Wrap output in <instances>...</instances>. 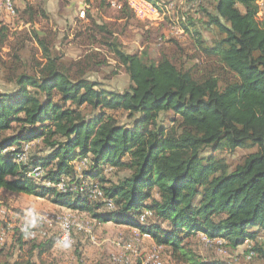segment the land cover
<instances>
[{
    "label": "trees",
    "instance_id": "trees-1",
    "mask_svg": "<svg viewBox=\"0 0 264 264\" xmlns=\"http://www.w3.org/2000/svg\"><path fill=\"white\" fill-rule=\"evenodd\" d=\"M93 1L111 6L110 0ZM209 1L207 22L220 37L207 43L195 31L196 50L215 58L201 66L129 53L106 31L103 46L130 76L122 93L99 88L81 63L76 71L62 64L39 38L45 61L35 72L10 78L13 89L0 90V189L137 228L185 264H228L194 249L190 239L199 234L234 247L254 240L251 253H264L258 243L264 235V21L258 18L264 0ZM29 6L30 0L22 9L14 5L15 13L27 9L33 21L37 9ZM120 11L132 12L125 1ZM191 18L182 25L186 31ZM8 31L0 28V49ZM119 110L131 124L118 121L112 112ZM169 113L170 126L163 123ZM41 142L42 155L25 149ZM206 147L214 152L205 155ZM238 148L255 150L234 166L216 154ZM110 166L130 174L113 181L106 175ZM35 167L45 171L41 181L29 175ZM60 182L64 188L57 187ZM91 182L101 195L80 192ZM30 230H16L20 250ZM30 240L28 253L14 259L1 247L0 264H49L43 255L60 234Z\"/></svg>",
    "mask_w": 264,
    "mask_h": 264
},
{
    "label": "rangeland",
    "instance_id": "rangeland-1",
    "mask_svg": "<svg viewBox=\"0 0 264 264\" xmlns=\"http://www.w3.org/2000/svg\"><path fill=\"white\" fill-rule=\"evenodd\" d=\"M28 1L0 0V28L6 26L9 29L8 39L0 49L1 91L15 87V81L10 80L15 74L22 71L35 72L45 61L39 38L45 40L62 64L71 65L72 70L76 71L78 63H81L87 70V77L98 82L99 88L120 93L130 87L131 80L125 67L103 46L102 39L107 35L106 31H111L110 36L118 38L127 52L143 55L146 59L159 61L167 55L178 65L187 68L215 60L195 47V31L202 33L207 43L212 38L220 37L218 30L207 22L204 9L212 7L209 0H139L150 9L145 10L144 5L128 2L126 4L132 12L127 13L120 11L121 2L125 0H116L117 4H112L110 0L111 6L107 2L93 0L89 5L86 0H30V6L37 9L33 21L28 20L27 9L22 12L17 10L15 13L14 5L16 9H22ZM9 2L13 7L11 11ZM42 10L45 11V16L42 15ZM189 18L192 19L189 22L191 27L186 31L182 25L188 24ZM258 18L261 22L264 21V4ZM100 25H104L105 31L100 29ZM86 112H90L89 108ZM112 113L120 123L131 124L132 119L127 116L126 111ZM171 115H163V123L168 122V126L171 125ZM44 148L42 142L32 149L30 144L25 146L30 153L34 150V154L40 155ZM254 150L255 148H238L233 152L224 150L216 154L225 157L234 166ZM213 152L210 147L204 149L205 155ZM21 159L25 161L26 156ZM21 159L17 160L20 162ZM38 168H33L29 175L41 181L45 171ZM128 174V169L111 166L106 171V175L113 181ZM45 184L51 185V182L46 181ZM97 186L98 183L91 182L84 186L87 188H81L80 192L87 189L101 195ZM57 187L64 188V183L60 182ZM110 205L114 206V203L109 201L108 206L113 207ZM65 218L66 222L73 223L69 239L65 243L60 240L64 243L63 246L46 253L44 260L49 264H185L172 257L170 248L158 246L151 236L142 234L137 228H127L112 221L99 222L85 211L61 209L47 198L5 189H0V248L5 247L7 253L13 252L14 259L28 253L31 237L42 239L45 235L60 234L61 239ZM27 227L31 229V233L24 238L25 245L20 250L15 239ZM190 241L194 249L211 261L264 264V253H251L254 240H246L237 247L224 238L203 240L196 236L191 237ZM258 241L264 248L263 233H260Z\"/></svg>",
    "mask_w": 264,
    "mask_h": 264
},
{
    "label": "built area",
    "instance_id": "built-area-1",
    "mask_svg": "<svg viewBox=\"0 0 264 264\" xmlns=\"http://www.w3.org/2000/svg\"><path fill=\"white\" fill-rule=\"evenodd\" d=\"M111 1H112V4H117L118 3V2H116V0H111ZM125 2L126 3H128V2H136V5H144L145 6V10L150 9L148 5L142 4L139 0H125ZM9 8H10V11L13 9V7L11 6V2H9ZM83 14H84V11L82 12V16H83ZM111 206H113V205H111ZM62 226H63V232H65V240H67V238L69 237V234H70V232L72 230L73 223L72 222H66V218H65L64 221H63Z\"/></svg>",
    "mask_w": 264,
    "mask_h": 264
},
{
    "label": "crops",
    "instance_id": "crops-1",
    "mask_svg": "<svg viewBox=\"0 0 264 264\" xmlns=\"http://www.w3.org/2000/svg\"><path fill=\"white\" fill-rule=\"evenodd\" d=\"M59 208H61V209H66V207H63V206H59V205H57ZM68 209V208H67ZM69 210H71V209H69ZM75 211H77V210H75ZM122 226V225H121ZM126 226V225H125ZM127 228H131V229H134V227H130V226H126ZM199 238H201V239H203L204 240V238H207L206 237V235L205 234H199V236H198ZM64 245V243H61V242H58L56 245H55V247L51 250V252L52 251H54V249H56V248H60L61 246H63ZM46 254H44L43 255V259H44V256H45ZM37 260H38V257H37Z\"/></svg>",
    "mask_w": 264,
    "mask_h": 264
},
{
    "label": "bare ground",
    "instance_id": "bare-ground-1",
    "mask_svg": "<svg viewBox=\"0 0 264 264\" xmlns=\"http://www.w3.org/2000/svg\"><path fill=\"white\" fill-rule=\"evenodd\" d=\"M13 13V12H12ZM39 169V168H38ZM39 171V170H38ZM63 186V185H62ZM99 188V187H98ZM111 206V205H110ZM69 236H70V234H69ZM68 239H69V237L67 238V240H65V232L63 233V235H61V241L62 242H67L68 241Z\"/></svg>",
    "mask_w": 264,
    "mask_h": 264
}]
</instances>
